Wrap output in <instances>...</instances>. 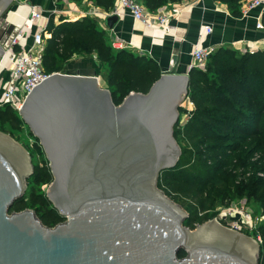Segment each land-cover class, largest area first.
Listing matches in <instances>:
<instances>
[{"label":"water","instance_id":"obj_1","mask_svg":"<svg viewBox=\"0 0 264 264\" xmlns=\"http://www.w3.org/2000/svg\"><path fill=\"white\" fill-rule=\"evenodd\" d=\"M12 1L0 0V13ZM187 92L188 74L173 68L119 103L97 74L56 71L38 85L20 114L45 152L46 196L64 219L50 226L32 208L10 210L33 165L0 131V264H258L254 238L211 219L189 227L187 210L158 186L181 153L173 129Z\"/></svg>","mask_w":264,"mask_h":264},{"label":"trees","instance_id":"obj_2","mask_svg":"<svg viewBox=\"0 0 264 264\" xmlns=\"http://www.w3.org/2000/svg\"><path fill=\"white\" fill-rule=\"evenodd\" d=\"M91 1L108 9L114 0ZM167 1L177 0H143L150 11H156ZM219 1L227 5L232 15H241L245 0ZM262 21L264 23V14ZM46 29L51 35L46 38L43 52L45 69L49 72L65 71L64 64L72 57L96 54L101 63L99 73L105 78L115 103H119L131 90L146 92L162 73L159 64L151 57L113 46L106 31L99 28L96 19L88 14L72 20L61 17L59 22L52 14ZM187 94L194 107L183 124L178 117L173 129L181 153L176 166L160 171L159 187L166 194L172 193L171 197L182 206L192 209L184 220L191 227L198 212L213 205L215 199L225 196L230 190L246 192L264 205V179L257 177L250 183L243 180L240 186L233 181L223 183L220 177H214L213 159V155L224 151L228 145L245 143L241 154L259 152L262 156L253 168L255 172H264V49L238 52L230 45L216 46L206 56L203 66L192 65L188 70ZM180 111H183L182 107ZM0 121L18 127L24 120L16 109L2 105ZM33 138L39 144L38 138L34 135ZM32 174L52 179L48 165L35 167ZM163 177L169 182L168 187L159 183ZM208 182L218 187L212 188L206 198H201V185ZM31 197L38 199V203L52 204L46 195L37 196L32 192ZM20 200L21 197L16 199L12 206L19 207ZM38 217L50 226L64 219L53 205ZM258 224L257 229L262 236L258 264H264V219ZM183 254L185 252L181 250L179 255Z\"/></svg>","mask_w":264,"mask_h":264},{"label":"crops","instance_id":"obj_3","mask_svg":"<svg viewBox=\"0 0 264 264\" xmlns=\"http://www.w3.org/2000/svg\"><path fill=\"white\" fill-rule=\"evenodd\" d=\"M31 5L42 9L48 18L53 14L56 22H59L61 17L64 20L79 18L89 9H104L91 0L80 2L75 0H27L26 5H19L11 11L9 19L11 17L17 19L15 23L20 24L28 14ZM159 10L169 14L165 27L148 28L142 22L133 19L127 11L118 16L112 28L106 27L104 23L106 16L96 14L92 17L96 19L99 28L106 31L111 43L114 38H117L122 42L119 48H126L151 57L159 64L161 72L164 68H173L175 73L188 74L193 61L192 50L205 32V23L212 24L213 30L206 34L201 43L203 45L214 47L230 45L238 52H244L250 46L264 49V30L256 28L255 12L248 17L234 16L227 5L219 0L167 1L159 7ZM2 28L5 38L14 29L11 24L5 29ZM91 59L90 63H92L89 66L91 72L85 74H97L99 79L101 78L106 83L105 78L96 69L99 62L96 54H93ZM81 70L83 69L77 68L75 63L65 66V71L80 72Z\"/></svg>","mask_w":264,"mask_h":264},{"label":"built area","instance_id":"obj_4","mask_svg":"<svg viewBox=\"0 0 264 264\" xmlns=\"http://www.w3.org/2000/svg\"><path fill=\"white\" fill-rule=\"evenodd\" d=\"M125 11L130 13L133 19L142 22L148 28L165 27L169 17L166 11H161L159 8L156 11H150L142 0H114L108 9H89L84 15L94 16L98 14L105 17L116 14L120 16ZM254 12L257 17L256 28L264 30L262 21L264 0H245L242 3L241 17H248ZM47 21L48 17L44 14V11L35 5H31L23 21L14 27L6 37V41L2 45L3 53L0 59V106L10 105L20 111L30 93L52 73L56 72L47 71L43 65L46 38L51 35L46 29ZM212 30V24H204L205 32L192 50V65L203 66L206 56L215 48L213 45L201 44L206 34ZM121 44L122 42L119 39H113V46L119 48ZM247 49L254 51L258 47L250 46ZM180 106L183 108V119H180V124H183L194 107V103L188 94L183 98ZM245 204V201L242 200V203L237 206L229 205L222 209L223 216L220 214L219 217L215 218L220 222L221 218L237 215V219L233 221L234 223L228 224L226 227L237 232L242 225L256 230L258 222L263 216L254 214L252 209ZM251 237L258 243L261 241L260 235Z\"/></svg>","mask_w":264,"mask_h":264},{"label":"rangeland","instance_id":"obj_5","mask_svg":"<svg viewBox=\"0 0 264 264\" xmlns=\"http://www.w3.org/2000/svg\"><path fill=\"white\" fill-rule=\"evenodd\" d=\"M26 4H27V0H13L11 3H9L6 6V8L0 13V19H2L1 20L2 22H0V26L4 27V29L7 28V25H10V24L13 25V28L16 27L18 25L17 23H15L17 19H14L12 17L11 19H9V14L11 13L12 10L16 9L19 5L24 6ZM9 5H12L11 10L9 12H6V9L9 7ZM2 35L4 36V34ZM91 58H93V55H88L84 57H72L67 62H65L63 68H65L66 65L71 66L73 63H75V66L77 68L83 69L80 71L81 73H90L91 70L89 66L92 63V62L90 63V60H92ZM99 63H97L96 69L101 70L100 68L101 63L100 64ZM59 71H63V70H59ZM99 80L102 83V85L107 86L105 81L103 82L101 78ZM180 108L181 106H179L178 108L179 121L180 119H183V114H182L183 111H180ZM17 112L18 114H20L19 110H17ZM0 131L9 134L11 137H13V139H15L17 142H19L22 146L26 148V150L29 153L30 161L33 165V171L35 167H38V166L42 167V166L48 165V160H47V157L45 155L43 148L40 147L37 141L33 138L32 132L28 128L25 121H23L18 127L11 125L9 122L2 123L0 121ZM234 142H236V140ZM242 146H245V143L241 144L240 146L228 145L226 148H224L225 149L224 151L222 150V152H220L219 154L213 155V159L215 161V168H216L214 177H220L222 182L226 184H230L233 181L235 185H238V186L241 185L240 183L243 180L246 183H250L251 181H254L257 177L264 179V172L262 171L255 172L253 168V166H255L256 160L258 158H261L262 155L259 152H255V151L246 153V154H241ZM32 172L27 177L25 193L21 197V200L18 202L19 207L11 206L10 210H21L24 208H32L37 213V215H40L47 208L53 205V204L44 205V204L38 203L37 202L38 199H36L35 197H31L32 192H34V195H37V196H45L47 186L49 182L51 181L50 179L48 180L42 175L34 176ZM160 182L164 183L166 187H168L167 185L169 182L166 180L165 177L160 178L159 183ZM217 187L218 186H215L213 182H208V183H204L203 185H201V188H200L201 198H206L209 192L212 191V188H217ZM160 188L162 189V187ZM245 189H247V187H245ZM171 194L169 193L167 195L171 199H173V197H171L173 195ZM242 200L245 201L246 203L245 205H247L248 207L252 209L254 214L263 216L262 219L259 220L258 222L260 223L264 219V205H262L261 201L259 199H256V197L249 196L247 195L246 192L239 193V191L235 189L234 191L230 190L223 197L219 196L217 199L214 200L213 205L209 206L204 211L198 212L197 219L193 223V227L189 225L188 226L191 228H194L197 225L205 221H208L209 219L213 220L215 217H219L220 214L221 216H223V214L221 213L222 209H224L225 207H228L229 205L237 206L242 203ZM185 209L187 210L188 215L192 211V209H188V208H185ZM236 219H237V215H234V217L226 216L223 219L221 218L220 222L223 224V226L224 225L226 226L228 224L234 223L233 221ZM239 229L240 230L238 232L248 234L250 236L260 235L257 228L255 230L254 228L251 229V228H247L246 226L242 225V227ZM260 238H262L261 235H260Z\"/></svg>","mask_w":264,"mask_h":264},{"label":"bare ground","instance_id":"obj_6","mask_svg":"<svg viewBox=\"0 0 264 264\" xmlns=\"http://www.w3.org/2000/svg\"><path fill=\"white\" fill-rule=\"evenodd\" d=\"M0 59H1V57H0ZM211 221H212V223H214V224H216V225H218V226L221 225V224H219L220 222H218L216 218H214V219L211 220ZM225 227H226V226H225Z\"/></svg>","mask_w":264,"mask_h":264}]
</instances>
